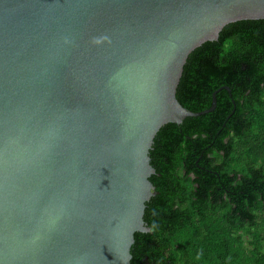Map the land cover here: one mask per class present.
Segmentation results:
<instances>
[{
    "label": "water",
    "instance_id": "95a60500",
    "mask_svg": "<svg viewBox=\"0 0 264 264\" xmlns=\"http://www.w3.org/2000/svg\"><path fill=\"white\" fill-rule=\"evenodd\" d=\"M264 0H0V264H130L188 55Z\"/></svg>",
    "mask_w": 264,
    "mask_h": 264
},
{
    "label": "trees",
    "instance_id": "16d2710c",
    "mask_svg": "<svg viewBox=\"0 0 264 264\" xmlns=\"http://www.w3.org/2000/svg\"><path fill=\"white\" fill-rule=\"evenodd\" d=\"M149 152L153 196L130 264H264V20L222 28L187 57Z\"/></svg>",
    "mask_w": 264,
    "mask_h": 264
}]
</instances>
